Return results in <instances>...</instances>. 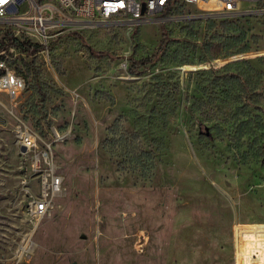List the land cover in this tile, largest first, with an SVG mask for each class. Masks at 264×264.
Listing matches in <instances>:
<instances>
[{"label":"rangeland","instance_id":"1","mask_svg":"<svg viewBox=\"0 0 264 264\" xmlns=\"http://www.w3.org/2000/svg\"><path fill=\"white\" fill-rule=\"evenodd\" d=\"M166 13L64 29L48 62L14 57L27 87L0 92V264H236L238 241L241 264H264V12ZM25 127L38 150L21 151ZM45 151L63 192L37 222Z\"/></svg>","mask_w":264,"mask_h":264},{"label":"built area","instance_id":"2","mask_svg":"<svg viewBox=\"0 0 264 264\" xmlns=\"http://www.w3.org/2000/svg\"><path fill=\"white\" fill-rule=\"evenodd\" d=\"M0 0V32L13 27L18 33L28 31L30 42L44 46L35 55H29L17 48L0 52V92L10 99H17L26 90L23 76L13 67L14 57L33 59L43 56L50 60L49 42L63 34L64 29L85 26L91 23H110L113 20L132 24L147 25L156 20V16L176 10L179 7L203 5L216 8L227 16L240 10L241 5H252L259 12H264V0ZM30 14L31 16H28ZM20 40L17 35L13 36ZM24 41V40H21ZM21 148L26 152L38 150V135L25 127L20 132ZM32 171L39 179V192L30 205V216L34 221H41L50 211L56 197L63 192V178L47 151L37 154L31 164ZM240 245L236 253V264H241Z\"/></svg>","mask_w":264,"mask_h":264},{"label":"trees","instance_id":"3","mask_svg":"<svg viewBox=\"0 0 264 264\" xmlns=\"http://www.w3.org/2000/svg\"><path fill=\"white\" fill-rule=\"evenodd\" d=\"M165 15L167 16L168 14L165 13ZM5 32V31H4ZM1 33L0 32V52L4 51V50H8L10 48H17L20 49L21 51L28 53L29 55H35L36 53L42 51L44 49V46L38 45V44H33L31 43L29 40H18L15 39L12 35L9 34H5V33ZM167 45V43L164 41L162 43V46L159 50V53L154 56L153 58H145V59H141V60H134L131 59L130 60V65L131 68L138 70L140 67H144V66H148L150 64H152L154 61H157L159 58V54L160 51L163 47H165ZM88 51L93 54L94 56H100V57H111L113 58L111 55H109L106 52H96L94 53L89 47H88ZM140 162H142V159L139 158L138 159Z\"/></svg>","mask_w":264,"mask_h":264},{"label":"bare ground","instance_id":"4","mask_svg":"<svg viewBox=\"0 0 264 264\" xmlns=\"http://www.w3.org/2000/svg\"><path fill=\"white\" fill-rule=\"evenodd\" d=\"M31 237H32V235H30V236H28V237L26 238L24 245H23V246L20 248V250H19V257H21V256L23 255L24 251L27 249L26 246L29 245V243H30V241H31Z\"/></svg>","mask_w":264,"mask_h":264},{"label":"water","instance_id":"5","mask_svg":"<svg viewBox=\"0 0 264 264\" xmlns=\"http://www.w3.org/2000/svg\"><path fill=\"white\" fill-rule=\"evenodd\" d=\"M91 24H93V23H91V22H88V23H87V24H85V25H88V26H89V25H91ZM21 151H22V152H26V151H27V149H26L25 147H22V148H21Z\"/></svg>","mask_w":264,"mask_h":264}]
</instances>
